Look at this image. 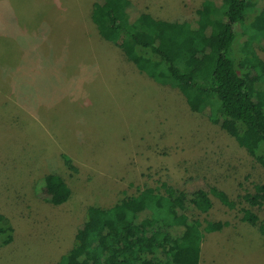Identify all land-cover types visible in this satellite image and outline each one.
I'll return each mask as SVG.
<instances>
[{"label":"rangeland","instance_id":"1","mask_svg":"<svg viewBox=\"0 0 264 264\" xmlns=\"http://www.w3.org/2000/svg\"><path fill=\"white\" fill-rule=\"evenodd\" d=\"M93 1L0 0V212L13 227L10 243L0 235V264H53L73 245L87 205L142 189L183 196L187 181L216 185L238 203L229 209L210 194L207 211L195 209L203 226L211 222L199 264H264V203L247 202L264 192V165L178 87L139 72L128 51L104 40L91 22ZM130 1L163 29L206 10L203 0ZM255 1L244 25L261 30L254 16L264 0ZM239 29L231 51L242 63L264 62L261 43ZM46 173L65 178L66 202L43 199ZM241 207L257 224L241 220Z\"/></svg>","mask_w":264,"mask_h":264},{"label":"trees","instance_id":"2","mask_svg":"<svg viewBox=\"0 0 264 264\" xmlns=\"http://www.w3.org/2000/svg\"><path fill=\"white\" fill-rule=\"evenodd\" d=\"M202 4L206 10L197 18L172 22L165 29L156 27L152 15L139 11L130 0H94L90 17L104 40L128 51L127 59L139 72L161 85L178 87L189 105L197 102V111L264 165L258 153L264 147V62L242 63L229 46L230 36L245 26L250 45L257 41L264 51V28L244 25L248 8L257 3ZM258 8L254 19L264 20V7ZM62 157L68 162L66 155ZM41 179L44 189L38 191L47 202L70 198L71 188L61 174L46 173ZM187 184L183 196L175 187L164 195L142 189L109 206L87 205L73 245L53 264H199L203 233L211 222L206 220L203 226L195 209L206 212L210 194L229 209L238 203L216 185ZM247 202L261 208L264 192L253 193ZM239 211L242 221L257 224L259 216L252 208ZM258 228L264 233V222ZM12 232L0 212L1 245L13 240Z\"/></svg>","mask_w":264,"mask_h":264},{"label":"crops","instance_id":"3","mask_svg":"<svg viewBox=\"0 0 264 264\" xmlns=\"http://www.w3.org/2000/svg\"><path fill=\"white\" fill-rule=\"evenodd\" d=\"M202 245V244H201Z\"/></svg>","mask_w":264,"mask_h":264}]
</instances>
